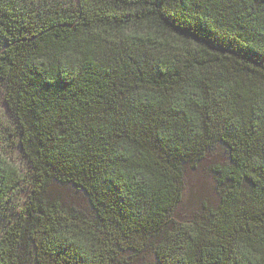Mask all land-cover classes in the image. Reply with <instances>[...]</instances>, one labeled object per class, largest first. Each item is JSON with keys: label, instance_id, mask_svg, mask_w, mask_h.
Here are the masks:
<instances>
[{"label": "trees", "instance_id": "obj_1", "mask_svg": "<svg viewBox=\"0 0 264 264\" xmlns=\"http://www.w3.org/2000/svg\"><path fill=\"white\" fill-rule=\"evenodd\" d=\"M0 84V264H264V0H0Z\"/></svg>", "mask_w": 264, "mask_h": 264}, {"label": "rangeland", "instance_id": "obj_2", "mask_svg": "<svg viewBox=\"0 0 264 264\" xmlns=\"http://www.w3.org/2000/svg\"><path fill=\"white\" fill-rule=\"evenodd\" d=\"M3 86L0 84V132L5 134L8 131H12L10 116L6 108V104L3 100ZM13 122V121H12ZM6 139L2 140L1 150L11 158V160L23 170V172H30V167L25 162V159L22 157L19 146L14 142V139L11 137H5ZM27 184L21 183L19 188L16 189L15 193L7 201V209L3 213V218H8L13 214L11 212V206H14L15 210L18 209V205L21 206L23 201L26 199L27 194ZM211 195V179L210 177L203 173L201 170L198 171H189L185 179V188L183 200L185 204L194 203L196 199H199L203 196ZM17 206V207H16Z\"/></svg>", "mask_w": 264, "mask_h": 264}]
</instances>
